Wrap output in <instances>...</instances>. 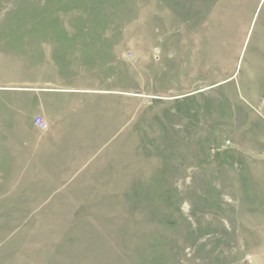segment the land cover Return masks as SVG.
Listing matches in <instances>:
<instances>
[{
	"label": "rangeland",
	"instance_id": "obj_1",
	"mask_svg": "<svg viewBox=\"0 0 264 264\" xmlns=\"http://www.w3.org/2000/svg\"><path fill=\"white\" fill-rule=\"evenodd\" d=\"M0 264H264V0H0Z\"/></svg>",
	"mask_w": 264,
	"mask_h": 264
},
{
	"label": "crops",
	"instance_id": "obj_2",
	"mask_svg": "<svg viewBox=\"0 0 264 264\" xmlns=\"http://www.w3.org/2000/svg\"><path fill=\"white\" fill-rule=\"evenodd\" d=\"M42 96H46L49 99L47 100L54 104L55 115L58 117L49 129V135L53 137L54 142L66 143L72 141L73 137L84 136L87 143L95 145L86 150L87 160L99 159V87H47Z\"/></svg>",
	"mask_w": 264,
	"mask_h": 264
},
{
	"label": "built area",
	"instance_id": "obj_3",
	"mask_svg": "<svg viewBox=\"0 0 264 264\" xmlns=\"http://www.w3.org/2000/svg\"><path fill=\"white\" fill-rule=\"evenodd\" d=\"M34 124L39 128V129H45L46 128V124L44 122V120L39 117V116H36L34 118Z\"/></svg>",
	"mask_w": 264,
	"mask_h": 264
}]
</instances>
